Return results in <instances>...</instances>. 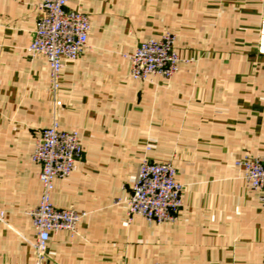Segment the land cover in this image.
Listing matches in <instances>:
<instances>
[{
  "label": "crops",
  "instance_id": "obj_1",
  "mask_svg": "<svg viewBox=\"0 0 264 264\" xmlns=\"http://www.w3.org/2000/svg\"><path fill=\"white\" fill-rule=\"evenodd\" d=\"M43 1L0 0V264H35L31 157L53 120L78 132L83 158L51 201L84 217L50 236L49 264H264L263 193L237 166L264 152V0H70L91 30L56 92L28 51ZM165 34L178 72L132 78L129 56ZM143 160L176 168V221L128 216Z\"/></svg>",
  "mask_w": 264,
  "mask_h": 264
},
{
  "label": "built area",
  "instance_id": "obj_2",
  "mask_svg": "<svg viewBox=\"0 0 264 264\" xmlns=\"http://www.w3.org/2000/svg\"><path fill=\"white\" fill-rule=\"evenodd\" d=\"M70 0H44L39 4V16L34 37L28 48L32 57L45 58L49 65L51 90L60 86L63 61L77 60L88 48L91 30L89 18L68 7ZM175 36L165 34L159 39L142 42L129 56L131 76L143 80L156 75L172 78L182 62L175 50ZM257 54L264 57V16L261 18ZM83 158V148L76 131L60 130L57 121L40 132L32 154V162L39 168L42 192L38 206L30 212L37 231L34 242L35 264H49L48 242L52 234L77 232L84 214L56 208L51 195L54 181L68 177ZM248 186L263 193L264 152L249 160L237 162ZM176 168L170 163L143 160L127 200L128 216H141L147 222H174L182 208L183 187L176 180ZM3 213L0 212V218Z\"/></svg>",
  "mask_w": 264,
  "mask_h": 264
}]
</instances>
